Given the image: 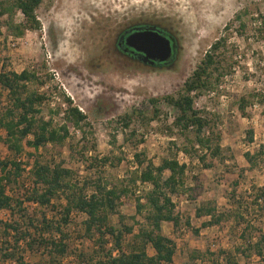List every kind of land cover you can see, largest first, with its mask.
Returning <instances> with one entry per match:
<instances>
[{"label":"rangeland","instance_id":"1","mask_svg":"<svg viewBox=\"0 0 264 264\" xmlns=\"http://www.w3.org/2000/svg\"><path fill=\"white\" fill-rule=\"evenodd\" d=\"M37 15L41 28L27 29L22 37L16 38L15 46L9 44L8 38L16 36L3 25L0 71L4 66L18 72L37 71L45 84L34 81L30 89L47 95L43 114L47 118L53 115L55 123H60L63 114L56 110L64 107L69 97L87 114L90 124L85 127V133L72 129L61 147L49 143L39 151L27 148L23 159L34 154L44 162H63L75 171L74 177L80 182L101 176L104 182L123 185L130 182L139 168L136 152H145L156 164L163 157L175 155L187 165L185 187L174 196L181 224L175 228L171 222L163 223L164 234L177 244L175 264H230V261L264 264V258L247 257L237 251L247 221L264 231V203L259 201L263 204L260 207L254 203L256 195L264 192V155L254 169L245 158L246 152L264 145V106L255 99L256 106L250 105L247 115L238 107L242 96L252 99V93L264 90V28L260 23L264 0H45ZM5 19L6 15L0 17V21ZM15 20L23 21L20 11ZM149 24L166 29L177 42V56L169 66L151 65L119 49L118 39L125 30ZM143 31L145 37H135L126 46L133 52L150 54L156 63L169 62L175 51L172 38ZM218 37L227 38L222 59L228 70L213 87L196 92L194 97L195 107L210 120L207 130L221 138V155L208 168L199 158L203 154L200 147L191 142L193 133L185 136L173 126L177 109L165 99L154 106L151 98L178 94ZM8 103L4 93L2 109ZM156 108L160 112L158 117H153ZM134 109H142L151 120L136 117L125 128L119 117ZM249 130L254 132L251 142ZM95 155L99 158L108 155L111 161L97 164L92 159ZM211 156L206 161L212 160ZM12 157L13 153L0 139V160ZM25 165L21 184L10 188V193L21 198L33 183L28 170L31 166ZM132 187L133 192L141 195L151 184L138 181ZM233 189L237 191L236 197L232 195ZM134 196L130 193L128 197L134 199ZM209 201L227 213L224 225L202 226L207 218H198L196 208ZM23 207L28 208L39 226L43 213L54 214L26 200ZM121 212L127 215L129 223L135 221L132 218L135 215L140 224L145 222L134 204L124 203ZM18 214L3 210L0 217L7 220ZM188 218L190 225L186 222ZM84 219V213L73 212L69 228L72 252L59 264H88L78 254L82 249H98L84 235ZM112 220L117 223L118 216L113 215ZM4 240L0 229V264H14L1 256ZM22 249L27 264H50L52 256L44 255L42 245ZM149 252L155 253L154 248L150 246Z\"/></svg>","mask_w":264,"mask_h":264},{"label":"trees","instance_id":"2","mask_svg":"<svg viewBox=\"0 0 264 264\" xmlns=\"http://www.w3.org/2000/svg\"><path fill=\"white\" fill-rule=\"evenodd\" d=\"M44 1L0 0V17L7 16V19L0 21V35L3 34V25L17 38L22 37L27 29H40L41 22L37 10ZM18 11L23 14L21 22L15 20ZM260 23L264 28V15H261ZM241 25L245 26L244 23ZM141 26L157 27L163 34L172 38L175 50L172 59L166 63L154 64L157 67L169 66L178 51L174 37L158 25ZM132 28L134 27L129 29ZM226 42V37H218L212 42L178 94L151 98L154 106H157L159 100L165 99L177 109L173 126L185 136L193 133L194 139L191 142L200 147L203 154L199 155V158L208 168L212 167L214 160L221 155V138L219 135L214 137L213 133L207 130L210 120L203 111L195 107L194 97L196 92L213 87L228 70L222 59V50ZM125 54L143 60V56L127 52ZM34 81L41 85L45 84L35 70L23 69L18 72L8 70L4 66L0 71V89H2L0 90V139L13 153L12 158L0 160V212L10 210L13 215L19 212L16 218L12 216L4 220L0 217V229L5 237L1 256L14 260L17 264H27L22 247L33 249L35 244H39L44 247L45 256H52L49 260L50 264H59L72 252L69 228L72 224V214L76 211L85 214L82 223L85 237L93 240L98 246V249L92 251L82 249L78 254L82 261L88 264H174L177 244L174 239L164 234L163 223L171 222L175 228L181 224L182 217L177 211L174 196L185 187L186 163L180 162L175 155H169L156 164L148 159L145 152H136L135 159L139 168L135 176L129 179L128 184L117 185L104 182L101 176L80 182L74 177L75 171L64 166L63 162H44L34 157V154L31 155L34 157L33 160L32 157L23 159L22 155L27 148L39 151L42 146L49 143L61 147L69 138L72 129L83 130L85 133V127L90 124L87 114L74 105L69 97L66 98V105L56 110V113L63 114L60 123H55L53 115L47 118L42 109L47 95L30 89V83ZM4 93L7 94L9 105L2 109ZM251 96L253 100L242 96L238 101V107L243 115H247L250 105L256 104L255 99L264 106V90L255 91ZM159 112L156 108L153 117H158ZM262 113L264 115V107ZM136 117L151 120L142 109L124 113L119 119L125 128H129ZM248 135L249 141H253V130H249ZM195 150L199 151L196 147ZM209 154L212 155V160L206 161ZM262 155H264V145L254 152L245 153L251 169L260 164ZM92 159L97 164L103 165L111 161L108 155L100 158L95 155ZM25 163L31 166L28 170L31 172L33 183L25 189L21 198L14 192L10 193V188L11 185L17 187L21 184L23 172L26 170ZM240 176H243V170ZM138 181L151 184V188L137 195L133 192L132 185ZM234 184L237 186V181ZM236 192V189H233V197L237 196ZM130 193L135 195L134 199L128 197ZM24 200L49 209L54 214L43 213L42 219L38 220L39 226L35 224V217L28 208L23 207ZM261 200L264 203V192L256 195L255 205L262 206L263 204L259 203ZM124 203L134 204L137 214L142 215L145 222L140 224L135 215L132 217L135 221L129 223L127 215L121 212ZM113 215L118 216L117 223H113ZM196 216L207 218L202 223L203 227L222 226L228 217L227 213L219 211L212 201L197 207ZM186 222L191 224L189 218ZM137 224L139 226L136 229ZM241 235L243 242L237 247V251L247 257L264 258V231L247 221ZM150 246L154 248L155 253L149 252ZM230 264H239V262L230 261Z\"/></svg>","mask_w":264,"mask_h":264},{"label":"water","instance_id":"3","mask_svg":"<svg viewBox=\"0 0 264 264\" xmlns=\"http://www.w3.org/2000/svg\"><path fill=\"white\" fill-rule=\"evenodd\" d=\"M143 30H147V31H151V32L154 31V32H157L158 34H161V33H162V31H161L160 29H158L157 27H153V26H150V27H144V28H142V27H137V28L135 29V32H136V33H135L134 31H132V32L130 33V35H128V36L122 35L121 38H122L123 42H125V44H126V43L129 44V41L132 40V39L135 38V37H139V38H141V37H145L146 34L143 33V32H144ZM161 35H162V34H161ZM126 45H127V44H126ZM127 49H129L128 46H127ZM142 56H143V60H144L145 62H147V63H151V64H155V63H156L155 60L151 58L150 54H148V53L145 52L144 54H142Z\"/></svg>","mask_w":264,"mask_h":264},{"label":"flooded vegetation","instance_id":"4","mask_svg":"<svg viewBox=\"0 0 264 264\" xmlns=\"http://www.w3.org/2000/svg\"><path fill=\"white\" fill-rule=\"evenodd\" d=\"M137 27H140V26H137ZM137 27H134V28H132V29H129L125 34H121L120 37H119V39H118V45H119V49H120L122 52L125 51L124 53L127 52L128 54H133V55H137V56L142 57V54H140V53H136V52H133V50H131V49H127V46H126L125 42H123V40H122V38H121L122 35L127 36V35L130 34L132 31H135V29H136ZM142 28H144V27H142ZM155 64H156V63H155ZM153 65H154V64H153Z\"/></svg>","mask_w":264,"mask_h":264},{"label":"built area","instance_id":"5","mask_svg":"<svg viewBox=\"0 0 264 264\" xmlns=\"http://www.w3.org/2000/svg\"><path fill=\"white\" fill-rule=\"evenodd\" d=\"M17 37H14V36H9V38H8V41H9V44H11V45H13V46H15L16 45V42H17V39H16ZM256 106V104H254V107ZM28 168H30V167H28ZM12 262L14 263V264H16V261H14V260H12ZM175 264V263H174Z\"/></svg>","mask_w":264,"mask_h":264}]
</instances>
